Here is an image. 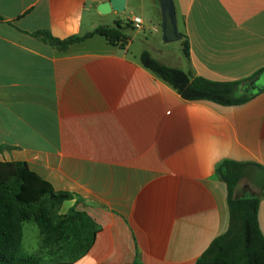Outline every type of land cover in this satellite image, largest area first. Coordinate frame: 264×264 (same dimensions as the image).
I'll return each instance as SVG.
<instances>
[{"label": "crops", "instance_id": "1", "mask_svg": "<svg viewBox=\"0 0 264 264\" xmlns=\"http://www.w3.org/2000/svg\"><path fill=\"white\" fill-rule=\"evenodd\" d=\"M107 1L0 0V145L11 148L0 162L26 163L74 195L63 207L86 214L96 235L73 264H196L228 229L217 166L264 169V91L240 106L188 102L140 55L152 46L165 65L213 82L251 78L264 69V0H173L175 51L161 50L160 0H126L124 12L103 15ZM135 17L141 31L127 26ZM100 27L123 41L95 35L60 52L34 36ZM259 225L264 235V196Z\"/></svg>", "mask_w": 264, "mask_h": 264}, {"label": "trees", "instance_id": "2", "mask_svg": "<svg viewBox=\"0 0 264 264\" xmlns=\"http://www.w3.org/2000/svg\"><path fill=\"white\" fill-rule=\"evenodd\" d=\"M117 27L120 25L117 24ZM95 35L105 38L112 45L124 39L119 29L107 27L65 40L54 38L44 31L34 34L60 52ZM183 47L188 59V43L184 42ZM140 63L185 101H206L224 107L249 102L254 94L246 93L244 86L264 74L262 69L246 80L213 82L197 77L191 71L169 67L148 51L140 55ZM10 149L0 145V154ZM216 173L227 187L228 229L210 244L196 264H264V235L259 225V206L264 196V169L252 163L225 160L217 166ZM244 181L252 189L240 195ZM73 199L74 195L70 193L55 192L26 163L0 162V264H73L82 259L94 244V224L86 214L76 210L64 216L60 224L56 216V211ZM76 218L83 220L81 232L64 246V250L48 260L45 252L57 247L64 239L62 224ZM30 222L36 224L41 235L39 252L35 254H28L23 248L24 225Z\"/></svg>", "mask_w": 264, "mask_h": 264}, {"label": "rangeland", "instance_id": "3", "mask_svg": "<svg viewBox=\"0 0 264 264\" xmlns=\"http://www.w3.org/2000/svg\"><path fill=\"white\" fill-rule=\"evenodd\" d=\"M131 25L132 24L130 22L127 24V26H131ZM149 37H150V35H149ZM157 40L158 41L160 40V36L157 38ZM145 46H146V49L150 50L151 52H154V48H152V46H148V45H145ZM178 46H180L179 42H175V43H171V44H162L161 50L168 51V50L172 49L175 51V48H177ZM155 53H158V52L155 51ZM241 188L243 190L240 192V195H245L248 192H250V190L252 189V187L246 181H244L241 184ZM72 210H75V208L70 209L67 206L63 207V205H62L61 208L56 211V216L59 217V223L58 224L62 223V221L64 220V216L71 214ZM55 221H56V219H54V222ZM82 221L83 220H81V218H76L74 220H69L66 223L62 224V229L64 231V239L60 244H58L57 247L53 248L51 251L45 252V254L48 257V260H50V258H52L53 255L58 254L59 252L64 250V246L69 244V242L72 239H75L77 234H79L81 232L80 227H81ZM25 226H26V228H25L26 238H25V242H24V251L28 254L38 253L39 252V246H38L37 241H36L37 240V238H36L37 226L33 222L26 223ZM29 229H31L33 231V233L28 232Z\"/></svg>", "mask_w": 264, "mask_h": 264}, {"label": "water", "instance_id": "4", "mask_svg": "<svg viewBox=\"0 0 264 264\" xmlns=\"http://www.w3.org/2000/svg\"><path fill=\"white\" fill-rule=\"evenodd\" d=\"M126 0H109L100 4L97 8L98 12L103 15L109 14L112 11L124 12ZM162 8V40L164 44L179 42L182 38L177 27L176 9L173 0H160ZM247 93H259L264 91V74L256 80L250 82L244 88ZM238 198V197H236Z\"/></svg>", "mask_w": 264, "mask_h": 264}, {"label": "built area", "instance_id": "5", "mask_svg": "<svg viewBox=\"0 0 264 264\" xmlns=\"http://www.w3.org/2000/svg\"><path fill=\"white\" fill-rule=\"evenodd\" d=\"M131 23L136 30L141 31L143 29V21L141 18L135 17L132 19Z\"/></svg>", "mask_w": 264, "mask_h": 264}]
</instances>
